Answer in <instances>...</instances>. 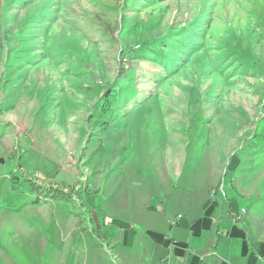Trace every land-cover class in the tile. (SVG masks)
Segmentation results:
<instances>
[{
    "label": "rangeland",
    "instance_id": "1",
    "mask_svg": "<svg viewBox=\"0 0 264 264\" xmlns=\"http://www.w3.org/2000/svg\"><path fill=\"white\" fill-rule=\"evenodd\" d=\"M217 178L264 194V0H0V264H121L90 216Z\"/></svg>",
    "mask_w": 264,
    "mask_h": 264
},
{
    "label": "crops",
    "instance_id": "2",
    "mask_svg": "<svg viewBox=\"0 0 264 264\" xmlns=\"http://www.w3.org/2000/svg\"><path fill=\"white\" fill-rule=\"evenodd\" d=\"M158 174L156 178L165 184L166 177ZM219 181L199 191L158 187L145 194L147 202L144 195L137 197L134 219L128 222L105 219L95 223L91 216L87 221L91 227H100L99 236H114L116 243L122 241L129 248L119 253L121 264H264L263 192L228 186L225 179L215 187ZM92 240L97 253L83 250L77 260L79 252L73 249L72 264L83 263L85 253L90 258L102 255L101 243Z\"/></svg>",
    "mask_w": 264,
    "mask_h": 264
}]
</instances>
